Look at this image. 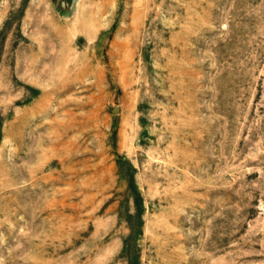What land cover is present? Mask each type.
Returning a JSON list of instances; mask_svg holds the SVG:
<instances>
[{"label": "rangeland", "instance_id": "rangeland-1", "mask_svg": "<svg viewBox=\"0 0 264 264\" xmlns=\"http://www.w3.org/2000/svg\"><path fill=\"white\" fill-rule=\"evenodd\" d=\"M0 264H264V0H0Z\"/></svg>", "mask_w": 264, "mask_h": 264}]
</instances>
